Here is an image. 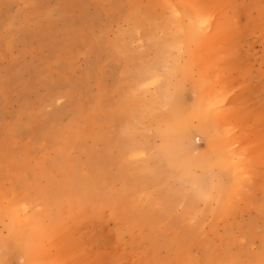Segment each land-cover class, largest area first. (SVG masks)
<instances>
[{"label":"rangeland","instance_id":"obj_1","mask_svg":"<svg viewBox=\"0 0 264 264\" xmlns=\"http://www.w3.org/2000/svg\"><path fill=\"white\" fill-rule=\"evenodd\" d=\"M0 264H264V0H0Z\"/></svg>","mask_w":264,"mask_h":264},{"label":"bare ground","instance_id":"obj_2","mask_svg":"<svg viewBox=\"0 0 264 264\" xmlns=\"http://www.w3.org/2000/svg\"><path fill=\"white\" fill-rule=\"evenodd\" d=\"M200 21L201 20L196 19L194 22H191V23L187 22V23H190L188 25L180 24V30H182L186 36L185 42L188 43L189 45H190V43H189L190 41H194L198 37L197 28L200 27V24H201ZM181 35H182V33H181ZM173 38L175 40V38H177V37H173ZM180 101H181V99H180ZM200 110L201 109H199V107H193L194 114H196L199 119L202 117L200 115ZM182 116H183V107H181L180 104L177 105L175 103H172L170 114L165 115L163 117V119L165 121V127L160 128L158 130V133H157V137L160 138L159 151L161 154V158L169 166L167 177H169V178L176 177L178 179H186L189 181L195 180V183L193 185L195 187H198L199 188L198 190L208 189L212 185V184L210 185V182L207 179L208 176H207V178L206 177L204 178V177H200L203 175H200L199 177L197 176L196 178H194L191 176V174L189 172L191 168H196V169L204 170L205 172H207L208 171L207 170L208 169V162H207V160L205 161L203 159L201 160V158H194L193 156H191V154L189 153L188 146L183 144V141H185V138L187 137L188 132H187V127L182 122ZM204 126H205V123H204ZM226 159L228 160V158H226ZM212 163H211V165H212ZM20 232H22V231H20ZM28 247H30V246H28ZM33 255H35V253H33ZM38 258H37L36 262H38V260H39Z\"/></svg>","mask_w":264,"mask_h":264}]
</instances>
